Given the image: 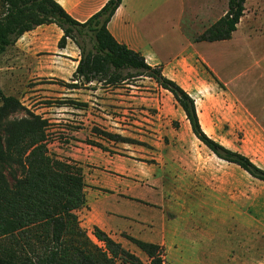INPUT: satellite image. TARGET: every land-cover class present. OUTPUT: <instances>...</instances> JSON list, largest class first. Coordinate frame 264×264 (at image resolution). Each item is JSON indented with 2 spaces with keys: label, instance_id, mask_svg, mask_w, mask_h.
Returning <instances> with one entry per match:
<instances>
[{
  "label": "rangeland",
  "instance_id": "obj_1",
  "mask_svg": "<svg viewBox=\"0 0 264 264\" xmlns=\"http://www.w3.org/2000/svg\"><path fill=\"white\" fill-rule=\"evenodd\" d=\"M126 6L136 15L140 37L170 53L185 45L173 28L176 15L193 42L224 14L227 0H126ZM244 6L234 38L198 48L237 94L199 62L188 88L207 135L264 169V0ZM38 36L44 50L60 38L56 42L44 29L32 38ZM18 39L0 54V87L17 101L0 112V141L12 120L28 113L46 119L49 153L82 167L86 203L77 215L94 242L100 244L88 218L98 208L141 264L149 258L127 235L164 239V264H264V180L201 143L170 92L144 75L117 83L60 77L52 70L67 75L71 62L46 56L38 62L40 57L19 52L32 42L17 45ZM39 65L46 75L38 73ZM10 66L17 68L12 80L6 76Z\"/></svg>",
  "mask_w": 264,
  "mask_h": 264
},
{
  "label": "trees",
  "instance_id": "obj_2",
  "mask_svg": "<svg viewBox=\"0 0 264 264\" xmlns=\"http://www.w3.org/2000/svg\"><path fill=\"white\" fill-rule=\"evenodd\" d=\"M121 1L107 0L81 22L56 0H0V54L25 32L39 25L55 24L62 31L57 46L64 48L70 39L79 50L73 77L106 83L139 75L150 77L171 93L193 135L213 154L264 180V169L207 135L193 97L165 76L160 65L148 64L139 51L111 34L107 24ZM245 2L227 0L224 14L194 41L231 38L244 14ZM0 99V112L17 104L1 87ZM46 127V119L28 113L4 128V141H0V264H141L139 256L99 227L93 226L91 232L100 244L82 228L77 215L86 203L82 167L49 153ZM5 237L8 244L2 242ZM126 237L147 255L148 264H164V245Z\"/></svg>",
  "mask_w": 264,
  "mask_h": 264
},
{
  "label": "crops",
  "instance_id": "obj_3",
  "mask_svg": "<svg viewBox=\"0 0 264 264\" xmlns=\"http://www.w3.org/2000/svg\"><path fill=\"white\" fill-rule=\"evenodd\" d=\"M56 1L74 19L82 22L86 20L89 16H91L93 13H95L97 10H99L107 0H56ZM177 16L178 15L175 16V24L173 28L175 29L176 32H178L181 35V37L185 42V45L183 46V48H181L176 52L174 51L170 53H164L158 50L152 42H147L140 37L139 32H136L137 31L136 23H135L136 15L133 12L132 8L131 9L127 8L126 0L121 1L115 13L112 15L111 19L109 20L107 24V28L118 41L125 43L130 48L136 51H139L145 57V60L147 61L148 64L160 65L162 68V73L168 78L175 80L191 96H192L191 89L188 87L192 84H195L198 77V74L196 73V71H194L195 69H198V65L195 64L196 62H199L198 64L200 65L202 63L201 66H204L209 71V73L211 74L213 73L216 77H218L222 81H225L226 84L225 86L229 89V91H231L233 94H237L232 90V87L230 86L231 83L228 82L227 79H225L224 77L220 76L219 73L214 69L207 55L205 53H202L198 49L199 47H201V43L203 42L211 43V42L230 40L234 38V35L237 31V26H236V30L232 32L231 38L229 39L218 40V41L192 42L191 40L186 39V37L180 31L178 25L179 20ZM43 29L53 31L56 37V42L57 39L62 35L61 29L58 28L55 24L51 23V24L39 25L36 28L25 32L18 39L17 45H20L21 42L19 41L22 39L25 40V42L30 41L33 44L31 47L27 46V48H25V46L24 48L23 46H21L22 48L20 49H22V51L19 50L20 54L22 52L28 57L30 56H34L36 58L40 57L37 58L38 62L45 59L44 56H46L47 59H51V61L54 62L69 61L71 63H69L70 65L69 73L67 75L62 76L60 74H57L59 73L58 70H52L51 72L52 74H56L60 77L68 78L73 73L79 59L78 48L70 40L67 41L66 46L64 48H58L56 46V43L49 50H44L43 48H39L41 47L40 44L42 42L41 41L42 38L40 36L32 38V36L33 33L41 32ZM29 38L32 39L30 40ZM138 38H140V41L137 40ZM45 53H51V54L46 55ZM36 67L40 75L47 74V72L42 70L43 68L41 65ZM7 69H9L8 74L6 75L8 79L12 80L15 77H18L15 74V72L17 71V68L15 66H10ZM262 125L264 126V124ZM96 205L97 204L94 203L93 207L94 208L97 207ZM90 213L91 214L88 218V225L92 227L93 226L99 227L100 229L105 231L108 235H110L113 239L116 240V231H118V227H114L108 222L110 217L105 213V210H98V208H96V209H92ZM154 243H159L164 245L165 242L164 239H159Z\"/></svg>",
  "mask_w": 264,
  "mask_h": 264
}]
</instances>
